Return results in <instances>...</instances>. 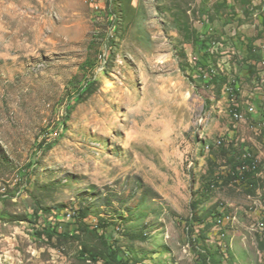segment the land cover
<instances>
[{
    "label": "rangeland",
    "instance_id": "1",
    "mask_svg": "<svg viewBox=\"0 0 264 264\" xmlns=\"http://www.w3.org/2000/svg\"><path fill=\"white\" fill-rule=\"evenodd\" d=\"M0 264H264V0H0Z\"/></svg>",
    "mask_w": 264,
    "mask_h": 264
},
{
    "label": "trees",
    "instance_id": "2",
    "mask_svg": "<svg viewBox=\"0 0 264 264\" xmlns=\"http://www.w3.org/2000/svg\"><path fill=\"white\" fill-rule=\"evenodd\" d=\"M113 18V17H112ZM115 22V20H114ZM86 63H89V60L86 62ZM95 85V81L93 79H87L86 83L80 87L77 92L74 94V98L75 99V104H72V101L67 105L66 109H65V115H64V119H63V124H66L70 118H71V115L73 113V110L75 109V107L83 100V95L90 91L91 88ZM50 140L49 139H46L44 140L41 144H40V148L41 149H45L47 148V144L50 146Z\"/></svg>",
    "mask_w": 264,
    "mask_h": 264
},
{
    "label": "built area",
    "instance_id": "3",
    "mask_svg": "<svg viewBox=\"0 0 264 264\" xmlns=\"http://www.w3.org/2000/svg\"><path fill=\"white\" fill-rule=\"evenodd\" d=\"M250 111L253 112V111H254V108L251 107V108H250ZM240 115H241V114H240L239 112H237V111H236V113L234 114L235 117L240 116ZM219 143L221 144L222 142L220 141Z\"/></svg>",
    "mask_w": 264,
    "mask_h": 264
},
{
    "label": "crops",
    "instance_id": "4",
    "mask_svg": "<svg viewBox=\"0 0 264 264\" xmlns=\"http://www.w3.org/2000/svg\"><path fill=\"white\" fill-rule=\"evenodd\" d=\"M126 2H127V6L129 7L133 3V0H126Z\"/></svg>",
    "mask_w": 264,
    "mask_h": 264
}]
</instances>
